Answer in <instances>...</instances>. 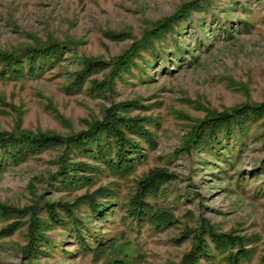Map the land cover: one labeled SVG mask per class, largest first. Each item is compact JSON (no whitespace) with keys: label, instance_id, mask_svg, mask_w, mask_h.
<instances>
[{"label":"rangeland","instance_id":"374dc122","mask_svg":"<svg viewBox=\"0 0 264 264\" xmlns=\"http://www.w3.org/2000/svg\"><path fill=\"white\" fill-rule=\"evenodd\" d=\"M180 11H188L181 21L157 31ZM50 45L59 46L58 55L39 61L34 76L0 79V134L65 141L36 146L18 163L0 160V208L15 211L0 219V231L15 228L0 237V264H182L201 229L208 231L207 250L197 264H261L264 0H0V54ZM232 113L241 134L219 133L211 148L206 132L194 144L203 121ZM120 117L141 120L154 141L135 138L133 150L143 157L122 179L92 153L69 150L70 137ZM156 169L174 178L147 198L153 212L166 216L163 227L125 214L138 181ZM101 187L116 198L100 199L111 202L100 220L75 201ZM53 203H75L82 242L61 211V224L48 223ZM38 226L52 242L28 260ZM212 231L243 239L250 259L236 256L234 247L213 259Z\"/></svg>","mask_w":264,"mask_h":264},{"label":"trees","instance_id":"16d2710c","mask_svg":"<svg viewBox=\"0 0 264 264\" xmlns=\"http://www.w3.org/2000/svg\"><path fill=\"white\" fill-rule=\"evenodd\" d=\"M187 12L180 11L176 16L163 21L160 23L157 31L173 27V24H177L176 22L178 20L181 21ZM184 13L186 14L184 15ZM58 49L59 46L50 45L42 49L32 48L30 50H25L23 53L19 54H0V79H14V77L22 78L24 76H34L33 73H35L37 70H41L37 68L38 62L44 61L46 59L52 60V58H55L58 55ZM24 62L28 64L30 74H25L23 64ZM96 63L98 62L90 64L88 63L86 65L87 71L92 68V65L94 67ZM83 77L84 73L79 79ZM261 111V108H254L251 112L254 115H260ZM239 113L241 112H238V114ZM238 117L239 116H237V114L232 113L229 115L216 117L214 120L203 121L197 127V133L195 135L196 140L194 144L197 145L203 136H206V132H208L209 135L208 145L211 148L214 143L219 141V133H221L226 139L230 138L234 134H241L243 131V126L240 123V120L237 119ZM199 135L200 137L198 138ZM135 138L144 140L147 144L154 143V141L151 139L148 129L145 128L144 124L142 125L141 120H125L121 117L117 118V120H114L112 118L105 120L104 122H98L86 132L77 133L75 136L70 137L69 150L73 151L75 148H80L85 154L89 155L92 153L91 158L97 161V165H102L107 169L108 172H110L111 175L122 179L129 177L135 172L137 166L141 162L140 159L143 157L140 155V153H136L135 150H133V148H136L135 145L138 144ZM59 142L64 143L65 141L63 139L52 140L50 138L41 136H15L0 134V160H5L10 163H18L19 160H23L24 158L31 156L36 146L48 148L52 143L56 145L59 144ZM82 169L83 168L80 169L78 167L77 169L75 168V171H81V173L85 172V170ZM66 172L67 171L61 173L64 174ZM91 174L93 173L90 172L89 175ZM173 179L174 178L169 175L167 171H163L161 169L153 170L144 176L143 179L138 181L134 194L126 202V217H128L130 221L137 222L138 224L147 223L149 225H156L161 222V226L159 225L160 227H163L164 224L166 225V222L163 223V221L166 219V216L161 215L160 212H157V210L153 212L152 210L154 208L148 204L147 198L150 195H154L155 192H157V190L160 188L161 184L171 182ZM86 180L88 181L90 178H86ZM71 185L76 187V185L80 184H75V181H73ZM109 198L114 200L116 198V194L111 192V190L108 188L101 187L92 194H86L77 198L75 202H78L79 200L80 203L87 204L91 214H98L100 211L104 212L111 203H108V200L101 201L100 199ZM47 207L49 212L48 223L61 224L63 219L59 216L58 218L56 217V214L59 210L64 213L69 220H72L74 228H72L73 230H70L71 234L81 242L84 240L80 231L83 225L80 223V220L74 216V211L77 209L75 203L74 205L68 203H53L50 205L48 204ZM12 214H15V211L0 208V219L6 218L5 216L9 217ZM97 216L100 220L104 219V217H100L99 214ZM48 223L47 221L44 222L43 228L50 225ZM41 226L42 222L40 223V227ZM14 229L15 228H12L11 225L4 230H1L0 237L10 235ZM39 230L40 228L38 226L36 236L32 244V247L34 248L32 249V247H29L26 249L25 254L28 257H26L28 260H32L36 257V248H41L40 246L43 244L49 246L51 244L50 242H52V240L44 236ZM207 233L208 231L206 232L202 229L199 231L200 235H198V242L195 249L191 251L190 254L183 260L182 264L198 263L197 257L201 254H199V252L202 251V253H204V251L207 250L206 244H204L205 242L203 240L204 234ZM209 238L212 241V247H214V253L211 255L213 259L215 258V255L228 252L233 247L237 248L238 250V254L236 256L243 257L245 262L250 259V251L243 249L242 247V245L246 244V242H243V239L235 238L230 234L219 235L215 231H212V234H210ZM194 239L196 238L194 237ZM35 243H37V245ZM98 250H101V247L97 246L92 251L96 253ZM205 257L209 256L206 255ZM107 264L127 263L116 260ZM232 264H234V259H232ZM261 264H264V260L261 262Z\"/></svg>","mask_w":264,"mask_h":264}]
</instances>
